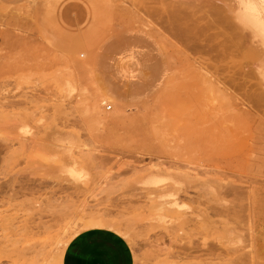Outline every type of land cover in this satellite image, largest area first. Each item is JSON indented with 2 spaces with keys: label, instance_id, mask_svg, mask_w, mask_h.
I'll return each instance as SVG.
<instances>
[{
  "label": "rangeland",
  "instance_id": "374dc122",
  "mask_svg": "<svg viewBox=\"0 0 264 264\" xmlns=\"http://www.w3.org/2000/svg\"><path fill=\"white\" fill-rule=\"evenodd\" d=\"M152 7L0 0V264L92 228L135 264H264L262 54Z\"/></svg>",
  "mask_w": 264,
  "mask_h": 264
},
{
  "label": "bare ground",
  "instance_id": "6f19581e",
  "mask_svg": "<svg viewBox=\"0 0 264 264\" xmlns=\"http://www.w3.org/2000/svg\"><path fill=\"white\" fill-rule=\"evenodd\" d=\"M222 2L223 0H150L153 5L152 13L160 15L169 30H180L183 35H239L233 33L234 25L221 7ZM260 67L261 71H264V64ZM93 221L98 222L100 226L94 225ZM86 225L120 228L117 222L103 218L90 219Z\"/></svg>",
  "mask_w": 264,
  "mask_h": 264
},
{
  "label": "crops",
  "instance_id": "0c3cea01",
  "mask_svg": "<svg viewBox=\"0 0 264 264\" xmlns=\"http://www.w3.org/2000/svg\"><path fill=\"white\" fill-rule=\"evenodd\" d=\"M62 264H135V261L123 237L109 229L92 228L80 232L75 242L67 244Z\"/></svg>",
  "mask_w": 264,
  "mask_h": 264
},
{
  "label": "clouds",
  "instance_id": "9594fccd",
  "mask_svg": "<svg viewBox=\"0 0 264 264\" xmlns=\"http://www.w3.org/2000/svg\"><path fill=\"white\" fill-rule=\"evenodd\" d=\"M221 7L239 31L247 36L248 44L262 55L254 62L264 64V0H223ZM264 82V71L256 72Z\"/></svg>",
  "mask_w": 264,
  "mask_h": 264
},
{
  "label": "snow or ice",
  "instance_id": "6c2138e0",
  "mask_svg": "<svg viewBox=\"0 0 264 264\" xmlns=\"http://www.w3.org/2000/svg\"><path fill=\"white\" fill-rule=\"evenodd\" d=\"M92 223H93L94 225H96V226H100V225L98 224V222H96V221H93ZM76 239H78V234H73V236H72V242H75Z\"/></svg>",
  "mask_w": 264,
  "mask_h": 264
},
{
  "label": "built area",
  "instance_id": "2783aa9c",
  "mask_svg": "<svg viewBox=\"0 0 264 264\" xmlns=\"http://www.w3.org/2000/svg\"><path fill=\"white\" fill-rule=\"evenodd\" d=\"M106 108H107L108 110L110 109V107H109V106H107Z\"/></svg>",
  "mask_w": 264,
  "mask_h": 264
}]
</instances>
